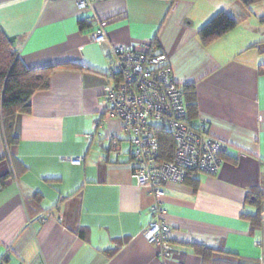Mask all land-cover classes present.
I'll use <instances>...</instances> for the list:
<instances>
[{"label":"crops","instance_id":"obj_1","mask_svg":"<svg viewBox=\"0 0 264 264\" xmlns=\"http://www.w3.org/2000/svg\"><path fill=\"white\" fill-rule=\"evenodd\" d=\"M78 1L0 0V27L28 68H86L54 71L50 88L32 97L31 112L17 117L20 171L0 125V178L10 176L0 189V264H213L195 245L231 253L238 264H264V200L258 227L242 216L258 211L247 194L264 191V51L256 45L264 41V1L248 8L238 0H96L89 9ZM220 10L240 24L204 45L198 31ZM83 20L107 39L93 41ZM154 39L175 81L195 84L193 124L206 122L228 144L217 174L193 173L197 187L164 184L175 250L166 259L145 237L155 196L137 184L130 141L104 103L115 82L112 47L144 49ZM115 138L118 151L109 147Z\"/></svg>","mask_w":264,"mask_h":264},{"label":"built area","instance_id":"obj_2","mask_svg":"<svg viewBox=\"0 0 264 264\" xmlns=\"http://www.w3.org/2000/svg\"><path fill=\"white\" fill-rule=\"evenodd\" d=\"M95 1L79 0L78 6L89 9ZM91 38L100 43L107 39V34L102 28H96L91 32ZM110 66L115 82L106 93L105 113L121 119L132 147L136 182L155 196L145 237L159 249L163 258H170L175 255V250L172 228L164 220L161 199L164 184L183 182L189 172L196 170L217 174L225 162L228 144L211 135L206 122L190 123L183 90L174 79L165 52L154 51L151 43L144 49L117 44L110 53ZM158 126L173 136L172 160L160 157ZM85 136L92 137L91 134ZM109 147L118 151L119 140L111 139ZM71 161L81 163V158Z\"/></svg>","mask_w":264,"mask_h":264},{"label":"trees","instance_id":"obj_3","mask_svg":"<svg viewBox=\"0 0 264 264\" xmlns=\"http://www.w3.org/2000/svg\"><path fill=\"white\" fill-rule=\"evenodd\" d=\"M175 1V0H170ZM245 7L261 3L264 0H238ZM264 24V14L259 17ZM240 24V19L228 10H220L198 31V36L204 45H208L214 40L224 36L226 33L236 28ZM83 31L92 32L94 25L85 20L80 23ZM13 38L8 37L0 27V125L6 141V145L12 161L20 171L24 168L23 163L15 157L16 149L19 144V136L16 134V120L20 114L30 113L32 110V97L38 91L47 90L51 85V77L54 71L64 70H85L86 68L79 63H62L50 65L41 68H28L18 57L17 50L13 44ZM153 47L157 46L156 39L151 43ZM260 51H264V41L256 44ZM259 71L264 73V63L259 66ZM178 84V83H177ZM183 90L188 120L193 124V120L198 117V98L194 83H185L179 85ZM194 125V124H193ZM156 133L160 141V157L163 160H172L174 157V140L170 131L158 126ZM16 169V170H17ZM17 172V171H16ZM191 171L187 174L185 182L197 187L198 180ZM10 179L8 174L0 178V189ZM183 181V182H184ZM264 200V191L254 189L246 196V202L257 205L256 214H242L243 217L250 220L252 226L258 227L261 224L262 202ZM80 235L86 237V233L80 230ZM195 251L202 258L204 263L211 258L213 264L217 261L225 264H238L235 255L220 251V249L210 248L204 245H195ZM214 252H223L225 257H218Z\"/></svg>","mask_w":264,"mask_h":264},{"label":"rangeland","instance_id":"obj_4","mask_svg":"<svg viewBox=\"0 0 264 264\" xmlns=\"http://www.w3.org/2000/svg\"><path fill=\"white\" fill-rule=\"evenodd\" d=\"M155 124H157L158 122L157 121H153Z\"/></svg>","mask_w":264,"mask_h":264}]
</instances>
